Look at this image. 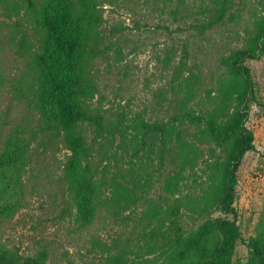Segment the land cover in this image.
<instances>
[{"label":"rangeland","instance_id":"1","mask_svg":"<svg viewBox=\"0 0 264 264\" xmlns=\"http://www.w3.org/2000/svg\"><path fill=\"white\" fill-rule=\"evenodd\" d=\"M72 2L87 4L96 23L92 73L98 91L89 106L109 123L123 117L126 133L112 144L102 138V147L94 143L96 214L83 225L76 220L73 181L66 171L69 152L60 134L45 128L35 104L39 73L33 53L41 31L29 17L28 0H0V244L23 255L46 250L48 264H106L119 253H129L125 264H131L149 214L175 204L185 210L192 199H206L218 177L210 174L212 163L227 151L196 140L190 163L175 154L163 159L160 140L141 141L134 120L166 121L183 105L196 111L213 107L226 80L221 59L250 42L264 0H233L216 24L211 21L218 0ZM245 65L254 97L246 126L255 148L235 174L234 210L209 211L186 226L215 230L219 222L231 223L239 237L257 238L258 252L264 253V52ZM85 131L92 140L93 132ZM15 138L26 146L20 165L1 160ZM231 250L229 264H264L240 239ZM147 257L141 264H165ZM203 257L190 253L179 264H202Z\"/></svg>","mask_w":264,"mask_h":264},{"label":"trees","instance_id":"2","mask_svg":"<svg viewBox=\"0 0 264 264\" xmlns=\"http://www.w3.org/2000/svg\"><path fill=\"white\" fill-rule=\"evenodd\" d=\"M233 0H218L211 24L223 20ZM27 12L40 29L34 66L39 75L35 90V104L45 128L60 134L69 154L66 171L73 181L76 220L83 225L93 221L98 193L92 187L93 152L96 140L112 144L116 136H124L127 127L123 117L113 123L94 112L89 102L98 91L92 73L96 57L94 43L95 20L87 4L76 5L72 0H28ZM264 52L263 15L256 23L254 35L244 47L221 59L226 80L217 103L202 111L181 106V110L166 121L149 122L137 118L135 134L141 141L146 137L160 140V158L172 154L190 163L196 153L195 141L208 140L226 148V155L212 163L211 176L217 175L212 191L206 199H192L185 210L175 204L161 213H150V219L140 231L131 264L146 262L155 255L165 264H179L190 253L202 252V264H229L234 240L240 239L258 260L264 263V253L258 252L259 240L239 237L228 222H219L215 230L208 226L189 228L186 222L209 211L232 213L236 172L244 155L254 150V135L246 126L249 102L253 100V81L246 60H256ZM85 128L93 132L89 140ZM193 129L191 139L189 132ZM99 147L103 143L98 141ZM25 141L16 139L9 144L2 161L23 164L26 159ZM92 164V165H91ZM93 167V168H92ZM9 208L13 205H9ZM212 240V245L205 243ZM129 253L108 257L106 264H125ZM46 250L23 255L16 249L0 244V264H48Z\"/></svg>","mask_w":264,"mask_h":264}]
</instances>
